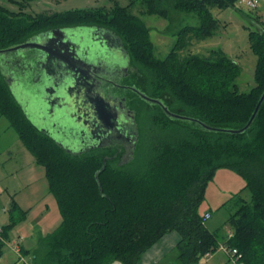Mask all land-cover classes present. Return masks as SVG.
I'll use <instances>...</instances> for the list:
<instances>
[{
	"label": "trees",
	"instance_id": "trees-1",
	"mask_svg": "<svg viewBox=\"0 0 264 264\" xmlns=\"http://www.w3.org/2000/svg\"><path fill=\"white\" fill-rule=\"evenodd\" d=\"M239 1L141 0L151 14L166 17L174 11L199 17L198 27L179 30L165 59L155 55L150 28L128 12L137 0L109 12L104 7L37 16L0 5V50L51 27L101 24L123 39L144 72L148 95L173 113L216 128L241 129L264 93V27L249 32L257 65L256 86L248 93L240 92L236 84L240 65L222 50H212L207 57L191 53L181 57L189 47L188 37L204 40L214 35L219 27L214 8L238 9ZM0 114L45 167L62 216L59 227L39 237L32 264H138L171 232L181 237L176 246L179 263L199 264L220 245L218 231H211L200 213L208 185L220 169L243 177V190L251 193L249 200L238 193L224 204L233 208L227 221L233 236L226 242L238 250V264H264V102L242 134L209 131L171 118L160 108L143 124L139 146L128 163L102 151L68 152L29 120L1 74ZM10 210L11 223L1 228L0 264L10 230L27 214L16 201Z\"/></svg>",
	"mask_w": 264,
	"mask_h": 264
},
{
	"label": "flooded vegetation",
	"instance_id": "flooded-vegetation-1",
	"mask_svg": "<svg viewBox=\"0 0 264 264\" xmlns=\"http://www.w3.org/2000/svg\"><path fill=\"white\" fill-rule=\"evenodd\" d=\"M22 44L0 66L9 65L5 77L29 120L72 154L102 151L130 162L143 102L161 106L141 96L156 99L136 85L140 72L120 35L101 24L51 27Z\"/></svg>",
	"mask_w": 264,
	"mask_h": 264
},
{
	"label": "rangeland",
	"instance_id": "rangeland-1",
	"mask_svg": "<svg viewBox=\"0 0 264 264\" xmlns=\"http://www.w3.org/2000/svg\"><path fill=\"white\" fill-rule=\"evenodd\" d=\"M130 3L131 0H0V5L6 10L23 12L25 16L51 15L70 10L104 7L109 12L115 10L117 6L126 8ZM237 7L238 9L223 10L214 8L212 13L219 20V27L214 35L204 40L188 37L189 47L181 52V57L190 53L207 57L212 50H222L240 65L242 73L236 84L240 92L248 93L256 86L257 65V56L249 43V32L258 30L261 25L264 27V0H259L256 9H250L240 1ZM128 12L134 17L141 18L150 28L154 52L159 59H165L175 47L180 29L200 25L199 17L194 13L171 11L166 17L151 14L141 0H137ZM130 56L141 76V81L137 80L136 85L146 91L144 72L131 54ZM5 59V56H0V60ZM6 66L9 67L7 64L0 66V74L9 85L4 73ZM14 89L11 91L21 104L20 94ZM142 105L140 108L142 116L140 114L138 117L141 128L143 124L149 122V117L159 113L160 109L145 102ZM245 185L246 181L243 177L229 169H220L208 185L200 213L212 215L206 224L213 232L218 231L220 239L232 231L227 221L233 208L232 205L224 206V204L230 202L238 193L249 200L251 193L243 190ZM13 201H16L27 214L23 221H18L10 230L9 238L5 240V253L1 262L21 264L23 256L29 264H32V252L37 247L39 237H46L59 227L62 216L56 198L50 190L45 167L37 163L35 156L24 145L8 119L0 114V229L11 223L10 208ZM27 249L30 255L23 252Z\"/></svg>",
	"mask_w": 264,
	"mask_h": 264
},
{
	"label": "crops",
	"instance_id": "crops-1",
	"mask_svg": "<svg viewBox=\"0 0 264 264\" xmlns=\"http://www.w3.org/2000/svg\"><path fill=\"white\" fill-rule=\"evenodd\" d=\"M211 217L212 215L210 214V218ZM231 233L232 231L229 234ZM229 234L223 236V239H220V243L225 242ZM180 239L181 237L177 232L168 233L162 239H160L153 247H151L148 251H146V253L142 256L138 264H180L178 261V254L176 252V246L178 245ZM28 255H30V253H28ZM112 264H122V263L114 262ZM199 264H235V263H233V261L227 255L221 252H215L210 257L204 258Z\"/></svg>",
	"mask_w": 264,
	"mask_h": 264
},
{
	"label": "water",
	"instance_id": "water-1",
	"mask_svg": "<svg viewBox=\"0 0 264 264\" xmlns=\"http://www.w3.org/2000/svg\"><path fill=\"white\" fill-rule=\"evenodd\" d=\"M28 47V45L26 44H20V45H16V46H13V47H10L8 49H3V50H0V56L4 55V54H8V53H15V52H19V51H22L24 49H26ZM146 101H151L153 103H156L158 105L161 106L162 110L164 111V113L171 117V118H174V119H177V120H183V121H191V122H194V123H197L199 125H201L203 128L209 130V131H218V132H226V133H230V134H242L244 132H246L253 124L254 120L256 119V116L264 102V93L262 94L260 100H259V103L250 119V121L248 122V124L241 128V129H221V128H216V127H212L210 125H207L206 123L200 121V120H197V119H194V118H191V117H188V116H182V115H179V114H176V113H173L172 111H170L168 109L167 106H165L160 100L158 99H150L144 95H141Z\"/></svg>",
	"mask_w": 264,
	"mask_h": 264
},
{
	"label": "built area",
	"instance_id": "built-area-1",
	"mask_svg": "<svg viewBox=\"0 0 264 264\" xmlns=\"http://www.w3.org/2000/svg\"><path fill=\"white\" fill-rule=\"evenodd\" d=\"M240 3L250 9H256L259 4V0H240ZM206 220L210 218V214L205 215ZM1 232V229H0ZM233 233L229 234L228 238H232ZM218 251L227 255L235 264H238V250L236 248L230 247V245L227 242L220 243ZM213 254V253H212ZM212 254H208L207 257H210ZM206 257V258H207ZM21 264H29L27 260L21 257Z\"/></svg>",
	"mask_w": 264,
	"mask_h": 264
}]
</instances>
